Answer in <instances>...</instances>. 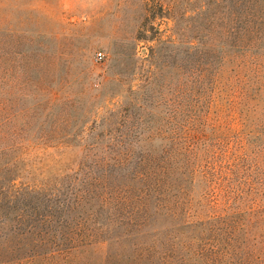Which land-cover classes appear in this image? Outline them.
Masks as SVG:
<instances>
[{
  "label": "rangeland",
  "instance_id": "rangeland-1",
  "mask_svg": "<svg viewBox=\"0 0 264 264\" xmlns=\"http://www.w3.org/2000/svg\"><path fill=\"white\" fill-rule=\"evenodd\" d=\"M158 1L0 0V128L13 133L0 163H17L14 188L49 192L1 210L0 264H158L145 258L142 236L109 230H122L119 211L136 204L126 189L138 182L118 175L117 165V176L99 178L95 159L121 130L138 154L143 135L158 147L167 139L157 133L168 134L179 110L191 134L236 133L252 144L264 178V25L248 54L224 47L221 75L207 91L204 64L189 54L214 29L199 23L210 0H164L172 5L166 14ZM222 2L201 15L222 18L230 34L238 27L233 0ZM248 86L258 89L249 99ZM83 224L105 231L68 242V229ZM28 226L48 232L42 243ZM58 228L67 234L54 239L49 232ZM254 263L264 264V247Z\"/></svg>",
  "mask_w": 264,
  "mask_h": 264
},
{
  "label": "trees",
  "instance_id": "trees-1",
  "mask_svg": "<svg viewBox=\"0 0 264 264\" xmlns=\"http://www.w3.org/2000/svg\"><path fill=\"white\" fill-rule=\"evenodd\" d=\"M158 2L162 14L171 11L168 1ZM212 5L222 7L223 2L203 3L198 13L199 23L203 24L206 19L204 24L214 29L198 35L199 44L189 54L190 63L204 64L200 74L205 78L201 84H205L204 90L209 86L207 91L212 90L221 75L224 47L230 45L248 54L264 25V0H233L231 14L236 15L238 27L230 34L226 33L222 18L219 21L201 15ZM237 50L236 57H239ZM253 92L257 93L258 89L248 86L246 97L252 98ZM174 118L175 126L166 131L168 134L162 133L165 130L162 127L161 133H157L167 139L158 147L149 143L153 135H143L141 139L145 141L138 154L135 143L121 130V135H109V141L104 143L105 153L97 155L95 161L103 168L99 178L117 176L112 168L117 165L118 175L138 182L126 189L131 191L127 192V199L136 204L119 211L122 230L114 226L109 230L122 231L126 237L142 236L145 258L152 263L255 264L256 249L264 247V178L260 175L263 170L257 156L251 152L252 144H240L236 133L191 134V126L186 127L184 122L189 119L183 110ZM9 134L13 135L0 128V147L9 146L5 143ZM95 136L98 140L101 138L100 133ZM6 150L9 147L3 148L0 155ZM16 167V162L0 163V212L18 208L23 202L19 203L21 199L49 193L43 187L14 188ZM47 187L50 189L48 184ZM137 188L141 195L134 193ZM27 230L40 243L48 233L34 226H28ZM103 231L104 227L83 224L69 228L70 235L66 236L68 242L76 245L97 240ZM49 233L54 239L67 234L61 228Z\"/></svg>",
  "mask_w": 264,
  "mask_h": 264
},
{
  "label": "built area",
  "instance_id": "built-area-1",
  "mask_svg": "<svg viewBox=\"0 0 264 264\" xmlns=\"http://www.w3.org/2000/svg\"><path fill=\"white\" fill-rule=\"evenodd\" d=\"M103 52L102 51H98L97 54H96V58L97 59H101L103 57Z\"/></svg>",
  "mask_w": 264,
  "mask_h": 264
}]
</instances>
